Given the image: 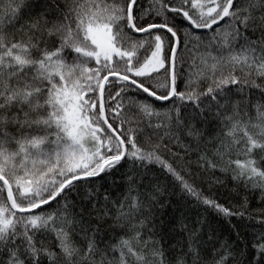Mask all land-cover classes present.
<instances>
[{
    "label": "snow or ice",
    "instance_id": "obj_1",
    "mask_svg": "<svg viewBox=\"0 0 264 264\" xmlns=\"http://www.w3.org/2000/svg\"><path fill=\"white\" fill-rule=\"evenodd\" d=\"M0 264H264V0H0Z\"/></svg>",
    "mask_w": 264,
    "mask_h": 264
}]
</instances>
